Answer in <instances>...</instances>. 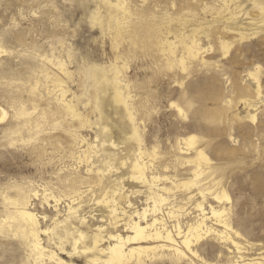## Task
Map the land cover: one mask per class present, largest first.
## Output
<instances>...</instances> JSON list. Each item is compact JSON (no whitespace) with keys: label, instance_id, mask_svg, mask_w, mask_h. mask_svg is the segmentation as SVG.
Here are the masks:
<instances>
[{"label":"rangeland","instance_id":"rangeland-1","mask_svg":"<svg viewBox=\"0 0 264 264\" xmlns=\"http://www.w3.org/2000/svg\"><path fill=\"white\" fill-rule=\"evenodd\" d=\"M148 1L156 10L155 20L161 28V39L165 41L167 36L172 40L174 38L178 56L182 54L180 43L185 40L182 39L183 34L189 38L198 30L203 47H213L205 53L209 65L196 60L190 73L180 67L169 69L167 56L158 60L156 50L151 47L146 46L130 58L127 72L131 80L129 90L135 99L134 110L143 121L140 129L144 127L142 140L148 150L142 159L147 162L148 174H174V170L171 171L174 154L170 145L176 136L183 133L197 135L216 170L209 180L220 179L230 195L226 203L231 209L232 224L242 236L238 240L249 248L254 244V248L264 250V106L259 103L257 110L248 108L232 92L235 82L240 85L254 82L248 71H255L257 66L260 67L264 85V28L246 45L240 47L238 43L234 44L230 54L223 57L217 39L221 34L222 21L216 14L213 15L215 10H203L207 3L218 8V0ZM243 5L251 14L243 17L240 25L250 28L253 26L251 18L255 15L259 19L260 16H257L258 11L252 8L249 0H243ZM106 8L103 0H0V47L5 50L0 52V107L8 112L7 118L0 120V217L6 213L4 195L14 197L17 193L15 186L37 191V197L32 195V210L40 220L42 243L47 249L56 251L68 264H93V257L106 258L107 254H83V245L80 253L72 257L71 238L66 241L64 251L66 230L72 232L77 229L74 232L77 237L82 231L92 244L95 233L101 227L104 237L101 246L107 247L109 234L124 233L129 215L147 206L148 186L133 177V165L139 157L138 144L130 138L133 124L124 106H120L119 111L115 109L114 86L110 83L109 90L106 89L105 78L110 82L113 79L109 65L114 54L106 25ZM99 11L101 14L98 15ZM200 28L210 35L205 36ZM52 46L62 49L64 59L72 62L69 69L74 76L72 82L69 80V87L72 92L85 97L81 103L84 112L88 110L86 101L96 87V75L100 80V95H105V101H101L103 123L99 125L100 128L107 125L110 133L97 134L95 141L96 129L84 131L97 144L93 163L89 166L93 167V171L90 172L86 163H78L77 150L67 146V138L61 140V145H46L40 138L44 135L38 137V134L17 130L18 122L11 118L12 104L16 100H29L24 86L35 83L39 74L35 68L36 72L30 68V65L38 64L32 52L51 54ZM81 76L83 79L79 83ZM187 99L189 102H184ZM230 99L233 103L229 105L227 101ZM173 101L181 105V113L171 106ZM205 111L208 117L211 116L210 121L204 120ZM249 111L257 112L255 121L246 118ZM99 117L100 114L96 118ZM56 129L53 132L56 133ZM59 129L57 132L60 133ZM112 138L117 140L118 147L111 146L109 141ZM153 145L158 146L155 152ZM109 164L112 165L110 171ZM165 165H168V170H164ZM98 169L106 174L103 187L99 185ZM191 169V166H181L178 171L180 178L189 176ZM77 173L83 178L76 185V189L84 190L81 197L75 196L74 189L64 186L62 180L66 175ZM117 188L119 191L114 194ZM45 192L57 198L61 196V200L57 204L53 197L47 199ZM105 192L114 195L122 217L119 224H115L110 208L102 201ZM178 195L183 196L181 192ZM194 201L189 203L188 210L193 208ZM211 203L217 204L213 199ZM70 206L73 208L70 209ZM206 206L209 210V205ZM73 209L79 212L74 214ZM195 214L197 212L192 216ZM73 216H77L78 221L72 222ZM189 219L187 217L183 221ZM83 222L88 226L82 225ZM61 238L63 248H60ZM229 247L213 237L200 240L196 245L205 259L217 264H228L232 254ZM251 252L254 254L256 251ZM29 253L25 239L20 235H7L0 231V264H33L28 258ZM49 264H54V261ZM139 264L194 263L188 258L176 260L163 257Z\"/></svg>","mask_w":264,"mask_h":264},{"label":"bare ground","instance_id":"bare-ground-1","mask_svg":"<svg viewBox=\"0 0 264 264\" xmlns=\"http://www.w3.org/2000/svg\"><path fill=\"white\" fill-rule=\"evenodd\" d=\"M218 1V8L215 4L210 5L207 3V5H204L203 10H215L213 15L216 14L222 21V27L219 29L221 34L217 36V39L221 55L227 57L234 44L238 43L240 47L246 45V42L251 41L261 33L262 28H264V0H249L252 8L257 9V16H260L259 19L255 15L251 18V25L253 26H250V28L240 25L242 18L245 16L247 18L251 14L250 10L246 11L247 7L244 9L243 0ZM103 4L107 7L105 11L106 25L114 51L109 65L113 79L110 82L105 78L106 89L109 90L110 83L114 86L115 109L119 111L120 106H124L128 118L133 124L130 138L137 142L139 150V157L133 165V177L137 182L148 186L147 206L143 210H136L134 214L129 215V219L125 222L124 233L109 234L110 243L107 247L101 246L104 241L101 227L95 233L92 244H89L90 239L82 231L77 237L74 234L77 229L72 232L66 230L64 232V251H66V241L71 238L73 240L72 257L80 253V247L83 245V254L90 252L107 254L106 258L98 255L93 257L91 259L93 264H128L129 262L139 264L146 260L163 257L176 260L188 258L194 264H217L205 259L196 248L200 240L213 237L221 243L234 247L233 249L229 247L232 254L228 264H264V250L254 248V244H251L252 246L249 248V246L243 245L238 240L242 236L232 224L231 209L226 203L230 200V195L220 179L210 181V177L216 170L213 169L212 158L206 152V147L200 144L201 139L197 135L191 132L175 137L173 144L170 145L171 152L174 154L172 155L174 156V165L171 169V171L174 170V174L172 175H159V173L151 172L153 175L149 176L147 162L142 159L148 149L142 140L143 134L141 131H144V127L140 129L143 121L140 120L134 110L135 99L131 94V90H129L131 80L127 72L130 67V58L135 57L139 50L147 46L156 50L158 60H160L159 57L167 56L169 69L180 67L183 71L190 73L196 60H201L205 65H209V61L205 59V53L213 50V47H203L202 38L198 37L197 34V32H200L198 30L189 38L183 34L182 39L185 40L180 43L182 54L178 56V47L174 38L172 40L167 36L165 41L161 39V28L155 20L156 10L148 0H103ZM99 14H101L100 11ZM213 21L215 22L216 19H213ZM201 32H204L207 37L210 35L204 28L201 29ZM152 36L153 39H150ZM52 47L51 54L32 52L38 60V64L30 65V68H35L39 71V74L36 76L35 83L24 86L29 93V100H26L27 102H24L23 99L16 100L12 104L11 118L17 120V130L23 129L30 134H38V137L44 135L40 138L46 142V145L54 143L61 145V140L67 138L65 140L67 146H73V149L77 150L78 163H86L88 165L87 171L90 172L93 171V167L89 166L93 163V152L95 153L97 144L91 141L84 131H94L96 129L95 141L98 139L97 134L108 135L110 133L107 125L103 128H100L99 125L103 123V115H101L103 104H101V101H105V95H100V80L96 75V87L92 90L88 101H86L88 110L84 112L81 109V103L85 97H80L77 93L72 92L69 87V80L72 82L74 76L69 69L72 62L64 59L62 49ZM35 51L38 52V50ZM0 52H5V50L0 47ZM26 52H29V50ZM68 57L70 59V53ZM248 76L254 82L245 85L235 82L232 92H235L236 97L240 98L239 102H242L248 108L257 110L259 103H263L262 106H264V85L261 82L260 67L257 66L255 71H248ZM82 79L81 76L79 83L82 82ZM28 82L30 81L28 80ZM184 102L188 103L189 99ZM227 103L230 105L233 103V99L228 100ZM171 106H174L180 113L183 111L177 101L171 102ZM204 113V120L210 121L211 116L208 117L206 111ZM98 114H100V117L96 118ZM7 116L8 112L0 107V120L2 121ZM246 118L255 121L257 112L249 111ZM54 129L58 134L53 132ZM58 129L60 133L57 132ZM109 143L115 148L119 146L117 140L113 138L110 139ZM157 147V145H153L154 152ZM192 153L194 154L190 156ZM184 165L191 166L192 169L189 176L180 178L178 171ZM108 167L110 171L112 165L109 164ZM168 169V165H165L164 170ZM97 173L99 175V185L102 184L103 187L106 174L102 169H98ZM62 180L64 186L74 189L75 196H82L84 190L76 189V185L83 181L80 173L66 175ZM15 188H17V193L14 197H10L8 194L4 195L6 213L4 217H0V231L6 232L7 235H20L25 239V243L30 250L28 258L32 259L33 264H49L51 261H54V264H68L58 256L56 251L47 249L42 243L40 220L32 210V195L37 197V191L34 192L33 189L26 190L18 185ZM117 191H119V188L114 191V194ZM179 192L183 194L182 197L178 195ZM45 197L47 199L53 197L57 204L61 200V196L57 198L52 193L45 192ZM113 198L114 195L105 192L102 201L110 208L111 217L115 219V224H119L122 217ZM193 199H195V204L191 210H188L191 206L189 203ZM211 199L216 201L217 204H210ZM207 204L209 210H207ZM165 207L167 208L164 209ZM71 208L73 207L70 206ZM73 212L75 214L79 210L73 209ZM194 212H197V214L192 216ZM187 217L190 219L183 221ZM76 221H78L77 216H73L72 222ZM82 225L88 226L84 222ZM60 245V248H63L62 238ZM253 250L256 251L254 254L251 252ZM79 259H82V257Z\"/></svg>","mask_w":264,"mask_h":264}]
</instances>
